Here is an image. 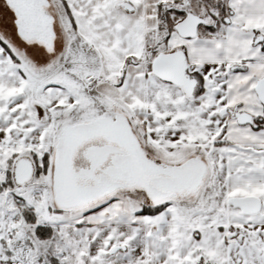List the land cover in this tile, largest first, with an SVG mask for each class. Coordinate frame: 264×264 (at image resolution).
I'll return each mask as SVG.
<instances>
[{
    "label": "snow or ice",
    "instance_id": "6c2138e0",
    "mask_svg": "<svg viewBox=\"0 0 264 264\" xmlns=\"http://www.w3.org/2000/svg\"><path fill=\"white\" fill-rule=\"evenodd\" d=\"M0 264H264V0H0Z\"/></svg>",
    "mask_w": 264,
    "mask_h": 264
}]
</instances>
